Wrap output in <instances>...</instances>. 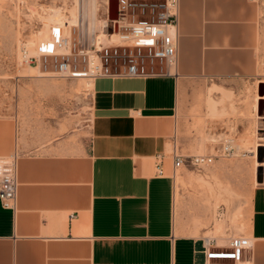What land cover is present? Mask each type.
<instances>
[{
  "label": "crops",
  "instance_id": "obj_1",
  "mask_svg": "<svg viewBox=\"0 0 264 264\" xmlns=\"http://www.w3.org/2000/svg\"><path fill=\"white\" fill-rule=\"evenodd\" d=\"M78 1L97 16L110 0ZM259 44L256 1L180 0L176 77L95 79L84 148L17 157L0 264H206V238L174 233L177 182L157 163L165 174L174 154L202 150L206 90L256 80ZM250 214L247 260L264 264V185Z\"/></svg>",
  "mask_w": 264,
  "mask_h": 264
},
{
  "label": "rangeland",
  "instance_id": "obj_2",
  "mask_svg": "<svg viewBox=\"0 0 264 264\" xmlns=\"http://www.w3.org/2000/svg\"><path fill=\"white\" fill-rule=\"evenodd\" d=\"M254 1L259 6V75L256 80L231 85L228 93L216 87L206 90L205 118L211 123H203L199 131L202 143L198 146L202 150L194 154L219 155L230 139L236 155L218 157L203 170L187 165L176 171L171 166L164 174L177 182L174 233L215 239L221 246L233 236L248 238L252 193L264 185V146L259 145L257 158L249 155L258 144H264V112L260 113L259 102L255 107V99L264 86V0ZM92 7L84 8L78 0H0V127L6 133L0 168L23 153L77 152L84 148L91 121L92 87L87 81L93 85L94 80L64 78L57 74L51 59L47 64L42 60L39 68L27 66L21 56L25 45L35 52L42 40L43 18L55 21L56 16L74 12L78 14L79 28L73 38L77 42L80 36L82 48L89 49L95 37L106 34L103 21L111 26L109 14L106 18V11L99 7L94 16ZM85 66L80 61L79 70Z\"/></svg>",
  "mask_w": 264,
  "mask_h": 264
},
{
  "label": "built area",
  "instance_id": "obj_3",
  "mask_svg": "<svg viewBox=\"0 0 264 264\" xmlns=\"http://www.w3.org/2000/svg\"><path fill=\"white\" fill-rule=\"evenodd\" d=\"M179 12L180 0H118V18L110 20L111 26L105 27L106 40L98 42L97 36L89 49L84 50L80 36L77 42L73 38L78 32L79 21L71 26L66 21L55 22L49 26V39H42L34 54L27 45L24 46L22 63L39 68L42 60L47 64L51 59L57 74L64 78H173L178 75ZM105 14L107 18L109 3ZM115 24L118 25L117 32L114 31ZM80 61L86 65L84 70H79ZM232 144V140H226L219 155L185 158L174 154V170L187 165L203 170L211 167L218 157H234L236 148ZM258 145L264 146L263 143ZM17 157L0 171V201L7 210H15L17 205ZM157 171L160 176L164 175L162 160L157 163ZM249 248V239L243 235L229 238L225 246L215 239H206V264H249L246 256Z\"/></svg>",
  "mask_w": 264,
  "mask_h": 264
},
{
  "label": "bare ground",
  "instance_id": "obj_4",
  "mask_svg": "<svg viewBox=\"0 0 264 264\" xmlns=\"http://www.w3.org/2000/svg\"><path fill=\"white\" fill-rule=\"evenodd\" d=\"M53 12L54 11H52V14H53ZM54 16H52V17H54ZM56 18L57 19L55 21H52V20H49V19H45V18H43L44 20L42 19L44 27H45V30H44V33H43V36H42V39L44 41L49 39V35H50L49 26H50V24L55 23V22H60V21H63V22L66 21L71 26V25L77 24L78 21H79L78 14H76L75 12L73 14L67 15L65 17L58 18V16H56ZM103 22H104L103 24H104V28H105L107 26V21L104 20ZM114 37H116V35H114ZM105 38H106V34L103 33L102 35L98 36L97 40H98V42H101L103 39L105 40ZM32 53L34 54L35 52L32 51ZM37 70L40 71L38 68H37ZM87 83H88V86L90 85L92 87V84H90L89 81H87ZM255 101H256L255 107H257V102H259V103L262 102V101L264 102V95L257 96ZM257 153H258L257 147L255 148V150L249 151V155L251 156V158H257ZM244 155H247V153L246 154L244 153ZM257 166H260V164L258 162H257ZM1 170H2V168H0V171Z\"/></svg>",
  "mask_w": 264,
  "mask_h": 264
},
{
  "label": "water",
  "instance_id": "obj_5",
  "mask_svg": "<svg viewBox=\"0 0 264 264\" xmlns=\"http://www.w3.org/2000/svg\"><path fill=\"white\" fill-rule=\"evenodd\" d=\"M117 8H118V0H110L109 1V20L111 21H116L118 16H117ZM114 31H118V25H114ZM110 33L113 32L112 29L109 30ZM260 94L264 95V86H261L260 88ZM264 112V102H260V113L262 114ZM258 181L262 183V175L258 173Z\"/></svg>",
  "mask_w": 264,
  "mask_h": 264
}]
</instances>
